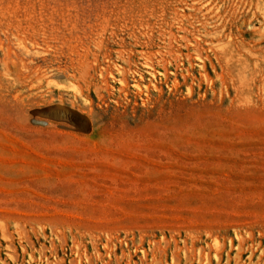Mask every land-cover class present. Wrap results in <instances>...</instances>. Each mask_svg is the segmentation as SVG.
<instances>
[{"label":"rangeland","instance_id":"obj_1","mask_svg":"<svg viewBox=\"0 0 264 264\" xmlns=\"http://www.w3.org/2000/svg\"><path fill=\"white\" fill-rule=\"evenodd\" d=\"M0 264H264V0H0Z\"/></svg>","mask_w":264,"mask_h":264}]
</instances>
